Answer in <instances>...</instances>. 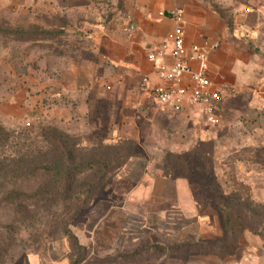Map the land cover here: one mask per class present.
I'll list each match as a JSON object with an SVG mask.
<instances>
[{
  "label": "crops",
  "instance_id": "obj_1",
  "mask_svg": "<svg viewBox=\"0 0 264 264\" xmlns=\"http://www.w3.org/2000/svg\"><path fill=\"white\" fill-rule=\"evenodd\" d=\"M102 1L106 6L101 21L84 17L73 25V48L77 51L69 68L59 66L67 55L51 52L46 37L33 39L28 33L17 32L48 30L49 36L55 37V32L64 30L61 21L44 20L42 26L27 22L22 28L0 25V44L23 42L44 52L35 65L29 53L24 54L29 49L22 48L24 53L0 51V64L18 82L11 86L7 105L31 115L35 113L31 106L41 107L47 97L58 99L64 92L73 91V114L84 112L94 127L107 128L111 142L131 140L138 148L89 209L100 215L85 237L89 242L98 235L111 240L101 250L104 258L125 251L134 254L150 233L176 244L160 257L150 254L148 260L120 264H264V241L249 233L231 236L225 231L221 214L206 198L199 172L173 170L166 174L165 155L169 151L177 153L174 146L181 135L199 139L206 122L198 109L169 116L156 104L151 105L154 90L162 82L147 58L153 46L169 41L177 26L171 14L182 11L188 49L219 44L209 54L207 74L221 92V110L225 106L230 110L245 106L262 121L264 0ZM4 5L1 13L6 10L11 16L18 11L32 12L37 6L51 10L49 14L54 16L61 15L62 5L82 8L84 15L90 11L88 0H8ZM83 45L90 48L85 51ZM52 57L59 60L55 69ZM190 67L193 72L199 70L197 61H191ZM143 123L149 126L152 149L146 147L148 137L140 131ZM163 141L170 145H163ZM145 224L148 233L135 231ZM21 264L76 262L74 257L49 252L30 254Z\"/></svg>",
  "mask_w": 264,
  "mask_h": 264
},
{
  "label": "rangeland",
  "instance_id": "obj_2",
  "mask_svg": "<svg viewBox=\"0 0 264 264\" xmlns=\"http://www.w3.org/2000/svg\"><path fill=\"white\" fill-rule=\"evenodd\" d=\"M7 2L8 0H0V25L8 28L14 24L22 28L23 24H29L27 22L42 26L44 20L49 23H54V20L61 21L64 30L55 34V37L34 31L32 38L43 40L46 37L45 40L49 42L48 49L52 50L51 52L67 55L62 58L63 63H59V66L65 65L68 68L73 65L70 61H73V52L76 50L73 48V43L76 42L73 39L75 33L73 25L75 27L76 23L84 17L96 19V22L101 21L106 6L102 0H88L90 11L86 14L87 16L84 15V9H73L66 5H62L59 16L49 14L52 11L48 8L46 10L38 6L32 12L18 11L16 15L11 16L5 12L6 10L1 13ZM23 33L27 34L25 31ZM25 44L18 42L10 45L4 42L0 44V51L10 49L24 53L22 48L29 49L24 54L29 53L31 56L29 59L36 65L38 62L36 58L44 54L43 50L31 45L26 47L29 45ZM82 47L85 51L86 48H90L87 45ZM50 60L54 69L58 67L59 60L54 61L53 57ZM4 67L0 64V125L6 130L35 133L41 126L56 128L71 136L73 140L83 141L81 146L88 147L84 155L86 162L90 158L92 149L89 144H98V140L102 139L104 146L115 144L110 142L107 128L94 127L92 120L86 118L84 112H79L78 115L73 114V91L64 92V95L58 99L47 97V101L45 100L41 107L37 104L31 106V110L35 111L34 116L21 114L18 109L7 105V96L12 91L11 86L18 82L17 79L8 75ZM151 105L155 106L153 97ZM246 108L244 106L230 110L226 106L223 107L220 111L222 119L217 125L212 126L206 123L199 139L190 140L181 135L174 146L178 150L177 153L173 154L169 151L165 155V161L167 172L176 170L190 173L192 169H187L186 159L193 163L192 168L196 166L206 168L205 172H199V179L205 184L206 198L211 206L216 213L221 214L225 231L231 236L249 233L264 241V162L256 160L258 152L264 156V119L257 120L258 115ZM140 131L144 137H148L145 138L146 147L154 148L148 124L143 123ZM161 135L165 139V133L162 132ZM163 145L170 144L163 141ZM7 150L0 148V264H21L30 254L43 255L49 252L74 257L76 264H120L139 259L148 260L150 254H157L160 257L168 248L176 245L174 243L170 245L171 242L169 243L163 235L150 233L140 242L134 254L129 253L131 251H125L114 254L110 258H104L101 250L110 244L111 240L98 235L89 242L85 237L87 231H92L93 223L100 215H94L89 210L99 197L74 218L69 215L70 213H62V210L57 207L56 199H43L39 195L45 188L53 190L56 187L51 176L38 180L23 178L10 180V172L14 170L17 163L1 158L2 154L5 156L11 153L10 151L7 153ZM167 150H169L168 147ZM136 151L138 148L135 146L134 152ZM110 153L114 154L112 148ZM14 157L18 158L15 155ZM219 191L230 196L228 200L231 204L225 203L229 212L222 209L217 196ZM148 229L149 227L143 226L135 231L148 233Z\"/></svg>",
  "mask_w": 264,
  "mask_h": 264
},
{
  "label": "trees",
  "instance_id": "obj_3",
  "mask_svg": "<svg viewBox=\"0 0 264 264\" xmlns=\"http://www.w3.org/2000/svg\"><path fill=\"white\" fill-rule=\"evenodd\" d=\"M34 31L43 34L51 33L48 30H31L27 33L32 37ZM17 32L23 34V32ZM102 140H98V144H89L92 149L90 158L86 162L84 155L88 147L81 146L83 141L73 140L71 136L56 128L41 126L35 133H18L8 131L0 125V148L8 149L7 153L11 152L5 156L2 154L1 158L17 163L14 170L10 172V180L22 178L38 180L51 176L56 187L53 190L43 189L39 194L40 197L56 199L57 207L62 210V213H70L69 215L73 218L100 197L105 186L116 177L118 171L135 154L136 144L131 140H117L112 142L115 143L112 146H104V140ZM110 148L114 150V154L110 153ZM98 152L101 154L98 155ZM14 155L18 158L15 159ZM256 160L264 162V156L258 152ZM186 163L188 170L206 171L203 166L192 168L193 163L188 159ZM165 172L168 175L171 173L167 172V165ZM217 196L223 211L229 212L226 205L231 204L228 200L230 196H226L222 191H219Z\"/></svg>",
  "mask_w": 264,
  "mask_h": 264
},
{
  "label": "built area",
  "instance_id": "obj_4",
  "mask_svg": "<svg viewBox=\"0 0 264 264\" xmlns=\"http://www.w3.org/2000/svg\"><path fill=\"white\" fill-rule=\"evenodd\" d=\"M171 18L177 26L169 41L153 46L147 54L153 72L162 82L153 93L155 104L169 116L201 110L205 122L215 126L220 122L222 96L209 79L207 71L209 54L218 49L219 44L207 43L203 47L194 45L188 49L181 25L182 11L176 10ZM191 61L198 62L197 72L192 71ZM262 106L264 108V101ZM143 226L147 227L146 224Z\"/></svg>",
  "mask_w": 264,
  "mask_h": 264
},
{
  "label": "water",
  "instance_id": "obj_5",
  "mask_svg": "<svg viewBox=\"0 0 264 264\" xmlns=\"http://www.w3.org/2000/svg\"><path fill=\"white\" fill-rule=\"evenodd\" d=\"M31 115H32V116H34L35 114H34V113H32Z\"/></svg>",
  "mask_w": 264,
  "mask_h": 264
}]
</instances>
